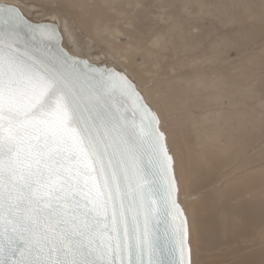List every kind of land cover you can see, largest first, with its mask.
I'll return each mask as SVG.
<instances>
[{"label": "snow or ice", "instance_id": "6c2138e0", "mask_svg": "<svg viewBox=\"0 0 264 264\" xmlns=\"http://www.w3.org/2000/svg\"><path fill=\"white\" fill-rule=\"evenodd\" d=\"M178 193L129 76L0 4V264H191Z\"/></svg>", "mask_w": 264, "mask_h": 264}, {"label": "rangeland", "instance_id": "374dc122", "mask_svg": "<svg viewBox=\"0 0 264 264\" xmlns=\"http://www.w3.org/2000/svg\"><path fill=\"white\" fill-rule=\"evenodd\" d=\"M56 1L71 43L118 51L157 110L192 264H264V0Z\"/></svg>", "mask_w": 264, "mask_h": 264}, {"label": "water", "instance_id": "95a60500", "mask_svg": "<svg viewBox=\"0 0 264 264\" xmlns=\"http://www.w3.org/2000/svg\"><path fill=\"white\" fill-rule=\"evenodd\" d=\"M28 0H0V4H14L20 7V9L22 10V12L24 13V15L32 22H50L53 23L57 26V28L59 29V35L61 38V43L62 46L65 48L66 51H70V53H76L78 54L82 59L87 60L89 63L96 65V66H108V67H116L118 70H123L128 76L129 78L133 81L134 84H136L137 86V91H139L141 93V95L144 97L145 99V103H147L149 105V107L153 110V112L157 115L154 107L152 106V104L147 100L144 92L141 90V88L139 87L137 81L135 80V78L131 75V73L124 67L122 66L119 62H117L115 59L113 58H109L105 53L106 51L104 49H98V50H94L93 52L87 53L84 49L85 48H81L80 47H75L72 43H68V40L65 36V33L62 29V20L64 18L63 14L59 11V10H54L51 9V7H47V6H39L38 2L36 4L35 3H29L27 2ZM41 5V4H40ZM25 7L27 9H29L32 13H41L40 15H32L30 13H27L25 10H23L22 7ZM65 21L67 22L66 18ZM91 45L93 44L92 42L90 43ZM94 45V44H93ZM92 45V46H93ZM158 116V115H157ZM178 203L180 204V207L184 210V215L186 216L185 213V208L184 206L181 204V201L179 199V193H178ZM187 218V217H186ZM189 231V229H188ZM189 243V240H188ZM189 247H190V243H189Z\"/></svg>", "mask_w": 264, "mask_h": 264}, {"label": "bare ground", "instance_id": "6f19581e", "mask_svg": "<svg viewBox=\"0 0 264 264\" xmlns=\"http://www.w3.org/2000/svg\"><path fill=\"white\" fill-rule=\"evenodd\" d=\"M46 2V4H42V3H40L39 1H37V0H28L27 2H29V3H35L36 2V4H37V2L39 3L38 5L39 6H49V7H51V9H54V10H58L57 8H56V6H58V5H62V3L60 2H58V1H56V0H45ZM103 3H105V0L103 1ZM41 4V5H40ZM47 6V7H48ZM63 6V5H62ZM23 8V10H25L27 13H30V14H32V15H40L41 13H35V12H31L29 9H27V8H25L24 6L22 7ZM116 28V27H115ZM62 29H63V31H64V33H65V36H66V38H67V32L65 31V28H64V22H63V20H62ZM112 29V28H111ZM97 30H99V28H94V30H93V32H94V34H95V32L97 33ZM110 30V29H109ZM114 30V31H113ZM101 31H103V30H101ZM100 31V33H102ZM113 31V32H112ZM110 32V31H109ZM111 33H113L114 34V36L115 35H118V34H120V32H119V30H117V29H112L111 30ZM98 34H99V32H98ZM160 40H161V37L159 38ZM67 40H68V43L70 42L71 43V41L67 38ZM157 43H158V40H157ZM100 44V43H99ZM98 49H104L105 51H106V55L109 57V58H113V59H115V60H118V58H121V59H123V60H125L124 58H122L121 56H120V54H119V52L118 51H116L115 49H112V48H110V47H108V46H105V45H102V46H99V45H97V44H94L91 48H90V52H93L94 50H98ZM107 49V50H106ZM121 62V61H120ZM124 62V61H123ZM123 62L122 63H120L122 66H124L123 65ZM125 67V66H124ZM126 68V67H125ZM127 69V68H126ZM128 70V69H127ZM129 71V70H128ZM130 72V71H129ZM131 73V72H130ZM132 75V74H131ZM133 76V75H132ZM136 80V79H135ZM138 83V82H137ZM139 85V84H138ZM140 87V86H139ZM142 90V89H141ZM143 91V90H142ZM144 92V91H143ZM144 94H145V96H146V93L144 92ZM146 98H147V96H146ZM147 100L149 101V99L147 98ZM150 102V101H149ZM151 103V102H150ZM152 104V103H151ZM152 106L154 107V105L152 104ZM154 109H155V107H154ZM155 111H156V113H157V115H158V117H159V114H158V112H157V110L155 109ZM160 118V117H159ZM161 121V120H160ZM162 127V126H161ZM163 130V129H162ZM164 131V130H163ZM168 143H169V141H168ZM172 151V150H171ZM173 154V153H172ZM176 176H177V172H176ZM177 183H178V179H177ZM178 188H179V184H178ZM179 199H180V197H179ZM181 201V200H180ZM181 204L183 205V203L181 202ZM184 206V205H183ZM185 208V207H184ZM186 213V212H185ZM186 217H187V215H186ZM187 221H188V218H187ZM188 229H189V222H188ZM189 243H191L190 242V231H189ZM190 249H191V247H190ZM191 256H192V254H191ZM191 264H192V258H191Z\"/></svg>", "mask_w": 264, "mask_h": 264}]
</instances>
